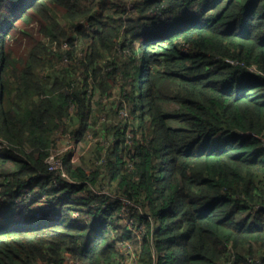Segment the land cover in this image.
<instances>
[{"label":"trees","instance_id":"1","mask_svg":"<svg viewBox=\"0 0 264 264\" xmlns=\"http://www.w3.org/2000/svg\"><path fill=\"white\" fill-rule=\"evenodd\" d=\"M0 138V264H264V0H0Z\"/></svg>","mask_w":264,"mask_h":264},{"label":"rangeland","instance_id":"2","mask_svg":"<svg viewBox=\"0 0 264 264\" xmlns=\"http://www.w3.org/2000/svg\"><path fill=\"white\" fill-rule=\"evenodd\" d=\"M110 131V130H108ZM107 132V131H106ZM111 132H107L106 135L109 137ZM64 140L59 144V146L52 151L56 156L59 155L61 159L65 154H71L73 161L76 163L80 161L90 150L83 142L73 143V138L70 135L63 137ZM23 226H37L40 224H46L53 221L51 218H41L38 220H18Z\"/></svg>","mask_w":264,"mask_h":264},{"label":"clouds","instance_id":"3","mask_svg":"<svg viewBox=\"0 0 264 264\" xmlns=\"http://www.w3.org/2000/svg\"><path fill=\"white\" fill-rule=\"evenodd\" d=\"M242 136H245V134L244 133H242ZM64 140V138L62 139V141ZM73 140V143L75 144V143H77V141H75L74 139H72ZM61 141V142H62ZM263 141H264V138H263ZM60 142V143H61ZM78 142H83V144L84 145H86L88 148L92 145V143L94 142L93 140H91V138H87L85 141H78ZM59 146V145H58ZM3 148H7V142L5 141V140H2L1 138H0V149H3ZM56 149V148H55ZM54 150V149H53ZM52 150V151H53ZM53 153L51 152L47 157H46V163H47V166H48V170L49 171H53L55 174H57V175H59L61 178H63L64 180H66V181H69V182H71L72 180L70 179V178H68V176H67V172L65 171V169H64V160H63V157L60 159L59 158V155L58 156H56L57 158H59L60 160H61V163H62V167H61V169L60 170H51V169H49V164H48V157L50 156V155H52ZM71 158H72V155H71ZM72 161H73V159H72ZM61 172H64V176L63 175H61ZM70 179V180H69ZM94 190L95 191H97L98 193H101V192H106L107 190L105 189V188H103V189H101V188H94ZM122 198V201L125 203L126 202V199H124L123 197H121ZM123 206V209H124V211L123 212H121V216L124 218V219H126V217H127V213L125 212V204L124 205H122ZM53 218L54 217V215H49V216H36L35 217V219H37V218Z\"/></svg>","mask_w":264,"mask_h":264},{"label":"built area","instance_id":"4","mask_svg":"<svg viewBox=\"0 0 264 264\" xmlns=\"http://www.w3.org/2000/svg\"><path fill=\"white\" fill-rule=\"evenodd\" d=\"M47 161L49 164V169L51 170H60L62 167L61 160L57 158L55 154L50 155ZM61 175L64 176V172H61Z\"/></svg>","mask_w":264,"mask_h":264}]
</instances>
